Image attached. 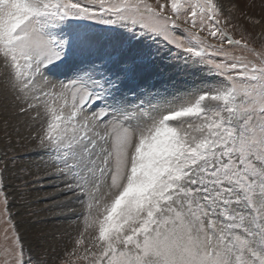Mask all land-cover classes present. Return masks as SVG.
Listing matches in <instances>:
<instances>
[{"label": "snow or ice", "instance_id": "snow-or-ice-1", "mask_svg": "<svg viewBox=\"0 0 264 264\" xmlns=\"http://www.w3.org/2000/svg\"><path fill=\"white\" fill-rule=\"evenodd\" d=\"M236 7L0 0V84L28 129L0 149V264H47L11 211L25 143L56 190L43 211L75 220L59 264H264V44ZM189 72L212 75L183 89Z\"/></svg>", "mask_w": 264, "mask_h": 264}, {"label": "rangeland", "instance_id": "rangeland-1", "mask_svg": "<svg viewBox=\"0 0 264 264\" xmlns=\"http://www.w3.org/2000/svg\"><path fill=\"white\" fill-rule=\"evenodd\" d=\"M225 5L235 4L233 15L237 18L234 23H239L245 35L259 36L254 40V46L259 48L264 44V0H222ZM246 16L253 20H260L259 24L250 23ZM241 29H237L233 35L240 37ZM211 73H185L178 77L179 87L183 89H195L206 87L202 83L205 76L211 77ZM24 117L16 114L14 102L11 96L6 95L2 84H0V149L5 141V129L11 133L13 144L21 141V137H27L28 129L24 126ZM7 121V123H6ZM19 130L20 135H17ZM35 149L31 143H25L24 147H18L16 155L19 157L16 166L9 173L6 183L9 191L18 189L19 195L10 197L13 200L11 211L19 213L18 220L21 221V233L25 242L33 248V254H39L40 258L47 264H59V258L66 250H71L72 239L75 234V220L65 219V212L56 210L54 212L43 211L49 207L51 202H39L47 195H56V190L45 180L43 186L40 183L33 184L44 176L45 163L40 156L35 155ZM11 167V166H10ZM27 182V184H26ZM62 201L63 197H59ZM72 207H77L72 205ZM38 212L39 215H33Z\"/></svg>", "mask_w": 264, "mask_h": 264}]
</instances>
